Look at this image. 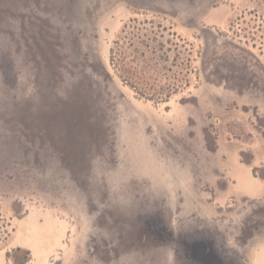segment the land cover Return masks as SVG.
Segmentation results:
<instances>
[{
  "label": "rangeland",
  "instance_id": "374dc122",
  "mask_svg": "<svg viewBox=\"0 0 264 264\" xmlns=\"http://www.w3.org/2000/svg\"><path fill=\"white\" fill-rule=\"evenodd\" d=\"M245 165L264 0H0V264H264Z\"/></svg>",
  "mask_w": 264,
  "mask_h": 264
},
{
  "label": "crops",
  "instance_id": "0c3cea01",
  "mask_svg": "<svg viewBox=\"0 0 264 264\" xmlns=\"http://www.w3.org/2000/svg\"><path fill=\"white\" fill-rule=\"evenodd\" d=\"M242 170L245 172V179L243 181L240 180L242 181L241 187H244V191H247L245 193L255 196L264 193V180L256 176L247 165H245V169Z\"/></svg>",
  "mask_w": 264,
  "mask_h": 264
},
{
  "label": "trees",
  "instance_id": "16d2710c",
  "mask_svg": "<svg viewBox=\"0 0 264 264\" xmlns=\"http://www.w3.org/2000/svg\"><path fill=\"white\" fill-rule=\"evenodd\" d=\"M113 52V51H112ZM111 52V53H112ZM110 60H111V65L113 67H115V63H114V55L111 54V57H110ZM122 71V70H121ZM120 77L125 81V83H127L130 87H132L133 89H136L135 88V85L133 83V80H132V77H131V74L130 72L128 71V69L126 70H123V72H121L120 74ZM155 95H158V94H155Z\"/></svg>",
  "mask_w": 264,
  "mask_h": 264
}]
</instances>
